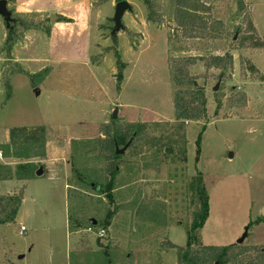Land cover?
I'll use <instances>...</instances> for the list:
<instances>
[{
  "label": "rangeland",
  "instance_id": "1",
  "mask_svg": "<svg viewBox=\"0 0 264 264\" xmlns=\"http://www.w3.org/2000/svg\"><path fill=\"white\" fill-rule=\"evenodd\" d=\"M127 1L132 10L123 15L124 29L113 35L118 0H92L98 18L91 24L96 42L90 68L56 61L46 34L29 30L15 53L31 59L19 63L30 74H9V96L3 69L13 62L4 49L8 27L0 16V166L13 171L12 178H0V194L22 192L15 223L0 226V264H176V250L167 249L166 242L187 243L186 224L196 210L188 183L199 173L210 208L200 243H237L246 232L242 244L264 245V79L259 78L264 76V48L235 47L245 31V16L264 37V0H244L243 9L237 0H202L212 5L211 17L221 20L224 29L191 39L176 30L170 0H157L162 24L147 21L142 0ZM36 18L42 20L40 27L49 26L46 16L25 19ZM11 25L17 34L19 28ZM226 51L232 52L234 64L225 71H207L201 62L191 67L193 74H209L197 81L206 88L208 104L206 117L185 127V162L174 127L169 57ZM249 62L259 74H251ZM232 91L245 93V107L228 106ZM215 93L221 103L218 115ZM115 111L123 122L162 123L147 128L143 146L134 155L127 153L128 162L109 186L97 142L100 126L113 120ZM20 126L43 127V148L10 144L11 128ZM18 166L33 177L14 178ZM39 168L43 172L36 175ZM71 212L79 219L78 231L69 229ZM95 218L102 225L95 230H106V236L84 229Z\"/></svg>",
  "mask_w": 264,
  "mask_h": 264
},
{
  "label": "trees",
  "instance_id": "2",
  "mask_svg": "<svg viewBox=\"0 0 264 264\" xmlns=\"http://www.w3.org/2000/svg\"><path fill=\"white\" fill-rule=\"evenodd\" d=\"M120 1V0H118ZM147 8V21L162 24L163 18L158 13L157 0H142ZM174 4V17L181 36L187 39L203 38L212 36V34L220 32L224 29V24L221 20L211 17L212 5L204 3L202 0H170ZM8 8L12 12V24H16L19 32H12V25L8 27L7 38L4 49L9 55V65L3 69L4 85L7 89L8 96L11 93L10 75L12 72H20L30 74L29 71L21 67L17 62L11 60V50L13 45L23 40L25 32L29 29H40L41 21L38 18L28 20L26 17L19 16L13 12L12 4L15 0H7ZM239 9L244 8V0H237ZM244 33L238 39L237 48H264V37H260L252 20L245 16ZM44 27V26H43ZM47 28V27H45ZM15 34V35H14ZM198 62L203 63L205 70L218 69L225 71L231 68L234 64V56L231 51H226L223 54H215L209 56H171L169 57V66L172 72V81L174 84V106H175V122L176 135H179L177 140L178 148L182 149L183 161L186 162V150L184 148V139L186 138L185 127L189 121L203 119L207 115L208 98L205 86L198 85L197 81L200 78H207V71L203 75L191 73V67ZM123 67H120L122 70ZM247 68L251 74H259V69L252 63H248ZM119 70V71H120ZM120 79L121 72L118 73ZM260 79L264 76L260 73ZM187 86L192 88L188 89ZM215 93V102L217 109L215 115L219 114L221 109L220 100ZM229 107H245L247 104V96L242 92H234L228 99ZM226 118V116H224ZM162 122H142L129 121L123 122L115 119L105 122L100 126L102 135L98 139V153L103 160L102 173L103 179L106 180V185H111L114 179L120 173L122 167L128 162L127 153L134 155V152L143 146V139L146 137V130L151 125H157ZM45 139V131L43 127H28L20 126L13 127L10 130V144L16 145H39L43 148ZM128 145V150L125 153H117V149ZM166 146L163 148V153L167 155ZM178 149V150H179ZM171 154V153H170ZM2 165V164H1ZM4 167V166H3ZM23 166H18L14 178L18 180H27L33 177V172H21ZM0 178L10 179L13 177L11 168H1ZM93 181V180H92ZM94 183V182H93ZM99 185L100 188L97 186ZM97 190H101V183H96ZM189 200L196 210L193 211L192 221L186 224L187 243L185 245H177L171 241L166 242L167 249H175L177 254L176 264H264V245H246L231 243L228 245H205L200 243L201 229L204 226L209 216V195L205 187L202 175L196 174L191 176L188 183ZM22 199L19 194H0V226L10 223H15L18 215V210L21 206ZM73 213L69 215V229L78 231L80 225L79 219L73 218ZM87 220V227L97 229L101 222L95 218ZM110 219H106L104 225L109 224ZM249 229L251 224L247 226Z\"/></svg>",
  "mask_w": 264,
  "mask_h": 264
},
{
  "label": "crops",
  "instance_id": "3",
  "mask_svg": "<svg viewBox=\"0 0 264 264\" xmlns=\"http://www.w3.org/2000/svg\"><path fill=\"white\" fill-rule=\"evenodd\" d=\"M12 9L15 14L23 17H48L50 24L47 28L44 26L40 29L29 30L43 31L46 34L45 42L49 45L50 51L53 50L56 54L58 58L55 59L56 61L61 63L76 62L90 68L93 54L91 47L96 42L95 39H91L93 30L91 24L94 16L96 20L98 18V12L96 14L93 12L96 8L92 0H15L12 4ZM98 25L99 23L96 21V28ZM25 40L24 35L23 40L16 42L11 50L10 59L18 64L25 60H31L28 55L23 56L15 53L16 45ZM76 57L81 59H73ZM94 81L100 86L99 81L95 77ZM144 116V118H148V115ZM141 120L142 122H153Z\"/></svg>",
  "mask_w": 264,
  "mask_h": 264
},
{
  "label": "water",
  "instance_id": "4",
  "mask_svg": "<svg viewBox=\"0 0 264 264\" xmlns=\"http://www.w3.org/2000/svg\"><path fill=\"white\" fill-rule=\"evenodd\" d=\"M128 10H132V6L127 0H120L116 3L115 13L113 17V21L115 25L114 29L112 30L113 35L124 29L125 26L122 23V18H123L124 13ZM0 16L3 17L4 21L7 24V27H9L10 22H12L13 19H12V12L8 8L7 0H0ZM218 87H219V84L217 83L216 86L214 87V90H217ZM35 92L36 94L40 93L38 89H36ZM116 118H117V111H115L114 113L113 120H115ZM127 147L128 145L122 148H118L117 153H124ZM166 152H168V148H166ZM42 172L43 170L39 168L36 171V175H41ZM19 197L22 198V192H20ZM263 215H264V209H263ZM94 224H96V221H94ZM246 236H247V233L245 232L242 235V237L237 241V243L242 244L245 241Z\"/></svg>",
  "mask_w": 264,
  "mask_h": 264
},
{
  "label": "built area",
  "instance_id": "5",
  "mask_svg": "<svg viewBox=\"0 0 264 264\" xmlns=\"http://www.w3.org/2000/svg\"><path fill=\"white\" fill-rule=\"evenodd\" d=\"M26 231H27L26 230V227L23 224H20V230H19V232L21 234H24ZM86 231L89 232V233H93V234H95V235H97L99 237L106 236V230H104V229L95 230L94 227L89 226L88 228H86Z\"/></svg>",
  "mask_w": 264,
  "mask_h": 264
}]
</instances>
